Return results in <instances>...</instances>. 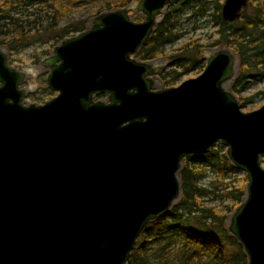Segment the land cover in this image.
Here are the masks:
<instances>
[{"label":"water","instance_id":"95a60500","mask_svg":"<svg viewBox=\"0 0 264 264\" xmlns=\"http://www.w3.org/2000/svg\"><path fill=\"white\" fill-rule=\"evenodd\" d=\"M171 1L139 0L141 22L104 12L61 41L43 61L56 96L40 105L0 47V264H126L180 198L183 159L217 144L246 179L226 230L247 264H264V105L243 112L224 90L235 54L211 51L200 75L159 91L133 57ZM246 5L224 0L222 19Z\"/></svg>","mask_w":264,"mask_h":264},{"label":"trees","instance_id":"16d2710c","mask_svg":"<svg viewBox=\"0 0 264 264\" xmlns=\"http://www.w3.org/2000/svg\"><path fill=\"white\" fill-rule=\"evenodd\" d=\"M84 0H0V47L16 52L30 43V33L42 25L38 32H48L51 47L66 38L85 30L87 21L70 22L60 26L70 8ZM104 12L126 8L134 0H101ZM220 0H173L164 18L156 25L149 41L133 55L139 61L147 62L158 58L165 46L179 37L178 13L188 8H198L202 13L213 9L211 15L218 26L214 46L224 45L232 49L245 72H264V0H247L246 6L252 7V16L245 20L244 10L239 19L225 22L221 17ZM224 2V0H221ZM245 6V7H246ZM97 11V17L104 13ZM41 13L45 15L41 16ZM45 24V25H43ZM200 46L195 42L187 43L170 57L168 70L161 78L167 87L190 71L204 67L198 57ZM39 62V61H37ZM238 85V83H236ZM45 95L48 91H44ZM103 97V96H102ZM101 97V98H102ZM33 101L35 95H30ZM224 150L219 144L209 153L185 157L180 174L181 197L178 204L165 216L147 224L137 238L126 264H247V259L239 246L226 230L228 214L241 203L244 187H230L224 194L235 203L220 212L207 206L203 198L208 192L199 181L205 170L224 176L237 172L227 161ZM216 176V177H217ZM241 182H246L242 179Z\"/></svg>","mask_w":264,"mask_h":264},{"label":"rangeland","instance_id":"374dc122","mask_svg":"<svg viewBox=\"0 0 264 264\" xmlns=\"http://www.w3.org/2000/svg\"><path fill=\"white\" fill-rule=\"evenodd\" d=\"M138 1L139 0H134L126 7L128 9V15L130 19L134 22H141L143 20V15L140 12L134 11V6ZM218 2H221V4L223 3V1L221 0ZM104 8V2H102L101 0H84L83 2H79L78 4L70 8L67 16L60 22V26L70 22L87 21L85 25L86 30L91 26L92 22L96 18L94 16V13H96L97 11L104 12ZM169 8L172 7L168 6L160 15V17L158 18V20L160 19L159 22L164 18L165 13ZM243 10L245 15H243L242 17H245V20L248 21V19L252 16V7L246 6L242 9V11ZM212 14L213 9H209L205 14H201V11L197 7L194 8L193 11L185 8L181 13H178L177 21L180 37L175 42L165 46L162 54L158 58L146 62L149 63L153 68H155L154 72L148 75L149 79L152 82L153 90L159 91L165 88H172L165 85L161 78V75L163 74V72H166L168 70L170 57L175 56L177 54V50L187 43L195 42L200 46L201 50L198 57L202 62L204 61V63H206L205 60L209 56L211 51L218 50L220 48L228 49L235 54V52L227 46H214V42L217 38L216 33L218 31V26L215 23L216 18L214 19L211 16ZM43 15H45V13H41V16ZM38 27L39 28H35L34 30H32L30 33L31 36L27 38L30 39V44L27 47L22 48L16 52H11L6 48L2 46L1 47L8 56L9 65L18 71H23L28 74L26 76V79L21 83V88L27 91L25 103L40 105L56 96V93L50 91L46 86L45 80L49 73V69L43 65L44 59L50 56L54 48L51 47L49 38L51 34H49L48 32H38V29H40L42 25H39ZM235 56L236 58L233 67V77L230 81L224 84V90L234 95L238 102V105L243 112H251L257 110L262 105H264V72L261 71L262 73H260L259 76H257L255 72L244 74L245 72L243 71L239 63V59L236 54ZM203 69L199 68L197 70L190 71L187 75L182 77L180 81L176 82L173 87L178 86L182 81H185L187 79L196 78L201 74ZM236 83H238V85H236ZM44 91H48V93L45 95ZM30 95H35V99L37 101H33L31 98H29ZM100 99H104V97ZM222 148L224 150L223 153L226 157V148L223 146ZM184 161L185 158L183 159L177 176L180 183V191V174L184 167ZM260 162L262 167L264 168V158H262ZM236 171L237 172L235 173H228L224 176L219 175L218 177L217 175L212 173L210 169L205 170L202 179L199 181V185L209 193L205 198H203L204 203L207 206L214 207L218 211L226 213L227 209L235 205V203L230 199H227L224 194L227 190H229L230 187L234 185L236 187L243 186L245 190L246 182H241L242 179H245V174L238 170ZM179 200L180 198L174 201L170 210L178 204ZM231 214L232 213L228 214L227 219L231 216ZM227 223L228 220L226 221V225Z\"/></svg>","mask_w":264,"mask_h":264},{"label":"bare ground","instance_id":"6f19581e","mask_svg":"<svg viewBox=\"0 0 264 264\" xmlns=\"http://www.w3.org/2000/svg\"><path fill=\"white\" fill-rule=\"evenodd\" d=\"M28 74L26 73V76H27Z\"/></svg>","mask_w":264,"mask_h":264}]
</instances>
